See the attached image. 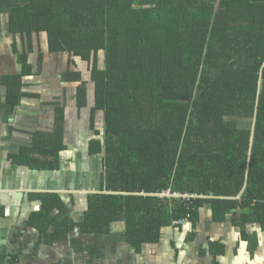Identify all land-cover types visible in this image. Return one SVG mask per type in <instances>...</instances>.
<instances>
[{"label":"trees","instance_id":"trees-1","mask_svg":"<svg viewBox=\"0 0 264 264\" xmlns=\"http://www.w3.org/2000/svg\"><path fill=\"white\" fill-rule=\"evenodd\" d=\"M21 2L7 19L19 66L4 81L11 105L41 103L33 89L58 83L90 111L86 156L101 165L96 192L29 197L39 244L124 224L139 257L164 229L193 238L207 208L243 235L264 229V0ZM58 97L45 103L57 128H37L16 166L60 169Z\"/></svg>","mask_w":264,"mask_h":264},{"label":"crops","instance_id":"crops-1","mask_svg":"<svg viewBox=\"0 0 264 264\" xmlns=\"http://www.w3.org/2000/svg\"><path fill=\"white\" fill-rule=\"evenodd\" d=\"M19 6L21 0H0V264H264L262 226L247 225V235H243L231 218L212 221L209 208L195 224L193 238L186 240L187 232L177 227L164 229L153 251L143 246L144 255L139 257L127 242L124 224L118 227L121 231L115 228L107 235L83 237L76 232L55 247L39 244V234L27 226L30 213L38 207V202L30 203L29 197L52 191L96 192L101 183V165L99 157L86 156L90 111H79L70 104V93L58 91V83H41L36 86L38 90L33 89L42 94L41 103L28 97L21 99L16 108L11 105L4 81L18 73L19 66L7 19ZM56 96L60 104L66 105L60 131L67 149L60 154V169L33 171L16 166L13 157L30 143L37 128H57L45 104L49 101L50 105Z\"/></svg>","mask_w":264,"mask_h":264},{"label":"built area","instance_id":"built-area-1","mask_svg":"<svg viewBox=\"0 0 264 264\" xmlns=\"http://www.w3.org/2000/svg\"><path fill=\"white\" fill-rule=\"evenodd\" d=\"M171 194L169 192L163 194V196H170ZM173 196H179V195H174ZM182 198L184 199H191V198H197V195L193 194V195H182Z\"/></svg>","mask_w":264,"mask_h":264},{"label":"water","instance_id":"water-1","mask_svg":"<svg viewBox=\"0 0 264 264\" xmlns=\"http://www.w3.org/2000/svg\"><path fill=\"white\" fill-rule=\"evenodd\" d=\"M18 198H19V199L21 198V194L18 195Z\"/></svg>","mask_w":264,"mask_h":264},{"label":"rangeland","instance_id":"rangeland-1","mask_svg":"<svg viewBox=\"0 0 264 264\" xmlns=\"http://www.w3.org/2000/svg\"><path fill=\"white\" fill-rule=\"evenodd\" d=\"M85 122H86V119H85ZM75 124V122H73Z\"/></svg>","mask_w":264,"mask_h":264}]
</instances>
